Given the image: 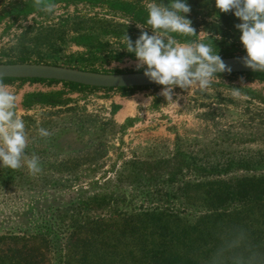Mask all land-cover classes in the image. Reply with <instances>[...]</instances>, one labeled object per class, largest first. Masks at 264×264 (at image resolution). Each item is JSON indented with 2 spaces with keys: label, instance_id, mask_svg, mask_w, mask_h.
<instances>
[{
  "label": "rangeland",
  "instance_id": "374dc122",
  "mask_svg": "<svg viewBox=\"0 0 264 264\" xmlns=\"http://www.w3.org/2000/svg\"><path fill=\"white\" fill-rule=\"evenodd\" d=\"M171 2L53 0L55 10L47 13L36 9L33 0H0V63L143 71L136 70L134 54L124 49V35L134 42L141 33L137 25L151 35L147 5ZM186 3L191 8L187 18L198 34L186 41L176 39L178 43H213L220 57L246 55L235 28L241 21L232 12H219L215 0ZM217 35L220 39H214ZM4 83L17 94L16 114L28 137L25 154L38 156L42 169L32 175L26 165L13 170L0 164L4 264H25L13 258L16 250L28 264H78L84 235L101 232L105 224H120L139 214L133 222L138 228L147 211L163 210L191 221L213 211L217 202L203 204L196 187L189 189L190 200L185 197L187 192L178 189L184 183L243 177L264 181V81L256 77L218 75L204 91L177 87L175 101L160 95L162 86L122 92L72 89L47 81ZM233 88H239V96L232 95ZM156 95L160 98L154 103ZM128 102L140 103L139 113L115 120L117 107ZM41 128L51 135L42 137ZM94 195L104 197L85 208L83 203ZM233 203L223 207L229 215L220 218L221 238H210L216 249L205 264L219 259L217 253L229 255L222 247L233 244H245L251 255L264 253L258 249L264 247V201ZM237 220L248 223L249 230L241 228L239 234ZM133 244L140 246L137 239ZM104 245L114 244L108 240ZM121 250L112 263L119 257L114 264H139V255L130 263L120 256ZM109 257L98 254L94 260Z\"/></svg>",
  "mask_w": 264,
  "mask_h": 264
},
{
  "label": "clouds",
  "instance_id": "9594fccd",
  "mask_svg": "<svg viewBox=\"0 0 264 264\" xmlns=\"http://www.w3.org/2000/svg\"><path fill=\"white\" fill-rule=\"evenodd\" d=\"M33 6L47 13L54 12L56 7L53 0H33ZM215 7L221 13L232 12L241 21L235 28L240 32L239 40L246 52L242 58L244 66L254 72H264V0H215ZM190 11L186 0H172L169 5L150 3L146 23L152 34L137 25L141 33L134 42L124 35V49L134 54L136 70L143 69L149 81L162 86L160 95L166 101H175L177 87L204 91L219 73L231 72L213 43H178L171 35L198 34L187 18ZM214 39L220 37L217 35ZM4 76L0 73V164L13 170L23 164L30 174L36 175L42 171L39 157L25 154L28 145L25 123L16 114L17 94L4 83ZM232 95L239 96V88H233ZM39 134L51 135L43 128Z\"/></svg>",
  "mask_w": 264,
  "mask_h": 264
},
{
  "label": "trees",
  "instance_id": "16d2710c",
  "mask_svg": "<svg viewBox=\"0 0 264 264\" xmlns=\"http://www.w3.org/2000/svg\"><path fill=\"white\" fill-rule=\"evenodd\" d=\"M171 35L175 39L182 41H186L188 37H191L176 33H172ZM241 74L253 76L264 81V73ZM13 80L59 82L72 89H115L116 91L122 92L152 88H97L56 80L4 78V82ZM154 98V103H156V101H158L160 97L156 95ZM190 187L197 188L196 193L202 195L203 204L205 202H210V204L211 202H217L213 211L208 209V211H206L193 221L188 218L181 219L178 217V215L166 214L163 210L150 212L147 211L146 213L141 214L146 216L147 218L145 222L142 223L143 226L140 225V227L138 228L134 225L133 222H135V218L140 216L139 214H135V216L133 214L128 220H125V222L120 224H115L114 222L105 224L106 229L102 230L101 232L95 233L94 231H91L90 233L88 232L84 235L80 243V252L82 258H79V260L77 261L78 264L117 263L119 262V257H117L113 263L110 261V259L114 256H118L120 249H122L124 252V255L120 256H127L128 258H130V263L135 261L132 258L137 259V255H139V264H205V260L209 259V257L212 255L211 252L215 251L216 249H213L212 246L214 245L210 243V238H221V231L224 226L220 218L223 215H229L226 214V210L223 209V207L226 204H229L231 206V204H234L233 202L236 203V206H240L239 204H243V202L249 203L255 201L256 203H258L260 201H264L263 180H250L246 177H243L237 178V180L230 179L227 182L207 181L203 183H184L183 186L178 189L182 190V192H187L185 197L187 196L189 200L191 199L190 195L188 194ZM207 187L209 188L208 190ZM103 197L104 196L98 195L89 197V200L85 201L83 203V206L87 209H90L88 203H90L91 201H100L103 199ZM261 218L263 220L261 222L264 225V213H261ZM234 225L237 226L236 231L238 230L239 234L242 233L241 228L242 230H249L250 228L248 226L249 224L244 221H242L241 223V221L237 220L234 222ZM37 230L38 231H36V233H41L39 229ZM134 239L138 240V244L140 245L139 248L133 244ZM108 240L113 241L114 245H104V243ZM121 240L122 243L120 246H118L117 243L120 244ZM118 247L120 248L118 249ZM131 247L133 248L130 249ZM222 248L228 250L229 255L225 256L222 252L217 253L216 255H214V257L216 259H219H214L212 261L215 264H238L239 262H241L242 264H260L262 263L264 258V253H261L259 251L256 254L251 255L252 249L248 250L245 244H233L227 247L223 246ZM258 249H260V251H263L264 247L258 246ZM14 254V259L18 258L19 260H22L21 262L28 264L27 259L24 258V254L22 252L16 250L14 251ZM98 254H111L112 257H109V259H103L100 262H96L94 260V257ZM62 255V253L57 254L59 261L62 258ZM2 262L4 261H0V264H4Z\"/></svg>",
  "mask_w": 264,
  "mask_h": 264
},
{
  "label": "water",
  "instance_id": "95a60500",
  "mask_svg": "<svg viewBox=\"0 0 264 264\" xmlns=\"http://www.w3.org/2000/svg\"><path fill=\"white\" fill-rule=\"evenodd\" d=\"M243 57L245 56L221 57L224 63L230 66L231 72L219 74L264 73L254 72L250 68L245 67L242 61ZM0 73L5 75L4 78L56 80L97 88L158 86V84L149 81L143 75V71L120 73L99 72L38 62L0 63Z\"/></svg>",
  "mask_w": 264,
  "mask_h": 264
},
{
  "label": "crops",
  "instance_id": "0c3cea01",
  "mask_svg": "<svg viewBox=\"0 0 264 264\" xmlns=\"http://www.w3.org/2000/svg\"><path fill=\"white\" fill-rule=\"evenodd\" d=\"M102 90H104V89H102ZM139 106H140V103H136L135 105H130L129 102L126 105H119L117 107L116 112L113 114L114 119L118 120V121H122V120H125L129 116H134V115L138 114L139 111H140V107ZM126 107H127V109H126L125 115L120 117L118 115L119 112L122 111V110H125Z\"/></svg>",
  "mask_w": 264,
  "mask_h": 264
},
{
  "label": "bare ground",
  "instance_id": "6f19581e",
  "mask_svg": "<svg viewBox=\"0 0 264 264\" xmlns=\"http://www.w3.org/2000/svg\"><path fill=\"white\" fill-rule=\"evenodd\" d=\"M126 109H127V107L125 108V110L120 111L118 115H119L120 117L123 116V115H125V113H126Z\"/></svg>",
  "mask_w": 264,
  "mask_h": 264
}]
</instances>
